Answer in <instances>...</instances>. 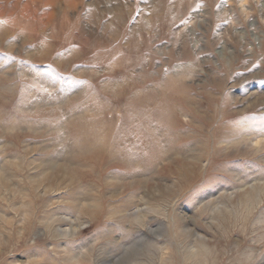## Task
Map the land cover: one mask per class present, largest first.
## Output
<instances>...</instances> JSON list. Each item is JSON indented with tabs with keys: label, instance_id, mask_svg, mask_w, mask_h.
Returning <instances> with one entry per match:
<instances>
[{
	"label": "rangeland",
	"instance_id": "1",
	"mask_svg": "<svg viewBox=\"0 0 264 264\" xmlns=\"http://www.w3.org/2000/svg\"><path fill=\"white\" fill-rule=\"evenodd\" d=\"M0 264H264V0H0Z\"/></svg>",
	"mask_w": 264,
	"mask_h": 264
},
{
	"label": "bare ground",
	"instance_id": "2",
	"mask_svg": "<svg viewBox=\"0 0 264 264\" xmlns=\"http://www.w3.org/2000/svg\"><path fill=\"white\" fill-rule=\"evenodd\" d=\"M107 139V138H106Z\"/></svg>",
	"mask_w": 264,
	"mask_h": 264
}]
</instances>
